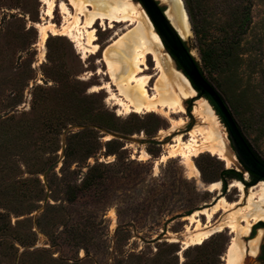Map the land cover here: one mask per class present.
<instances>
[{
	"label": "rangeland",
	"instance_id": "1",
	"mask_svg": "<svg viewBox=\"0 0 264 264\" xmlns=\"http://www.w3.org/2000/svg\"><path fill=\"white\" fill-rule=\"evenodd\" d=\"M78 1L89 2V10L103 14L128 1L140 18L132 26L115 24L107 30L98 22L96 44L100 52L84 59L69 37L50 36L42 46L40 30L48 18L41 0H0V264H228V251L236 235L225 227L202 246L184 251L183 243L204 231L191 226L187 218L215 209L213 224H227L245 213L250 195L261 190V182L252 183L236 157L235 165L227 167L211 153H202L194 158L200 173L196 177H191L181 157L160 162L176 137L188 142L194 130L211 132L208 118L214 120L216 130L235 152L225 124L205 98H194L197 92L161 40L157 50L163 58L162 71L156 70L152 55L147 59L144 74L152 76L149 93L158 94V100L179 103L184 112L170 117L184 124L173 126L170 117L160 112L125 115L112 94L118 96L119 87L133 73L131 59L140 46L138 31L147 28L145 36L152 45L157 32L138 0ZM182 2L189 17L185 0ZM224 2L206 0L201 9L217 38L227 36ZM61 3L76 13L71 0H57L53 22L58 27L65 22ZM162 6L168 10L167 4ZM252 18L247 39L253 46H245L250 52L242 57L247 61L239 62L231 77L205 66L190 17V33L185 36L178 31L204 77L264 160V135L241 102L244 91L253 87L259 101L254 114L264 112V0H255ZM131 38L135 43H129ZM106 60L116 68L114 81ZM107 84L113 85L111 90L96 89ZM181 85L188 93L179 90ZM206 104L211 115L200 113ZM89 126L135 138H154L165 145L118 140L107 144L110 137L95 128H83ZM71 127L75 129L65 136ZM62 157L48 174L46 187L44 174ZM227 169L241 171L247 189L240 182L242 192L234 187L238 181L225 180L223 171ZM216 182L220 188L210 192V184ZM48 193L49 201L44 205ZM222 198L235 205L224 206ZM199 220L205 225L207 217L201 215ZM263 229L259 221L252 222L249 233L241 235L240 264H261L256 256L264 241ZM256 239H260L259 247L253 253L251 242Z\"/></svg>",
	"mask_w": 264,
	"mask_h": 264
},
{
	"label": "bare ground",
	"instance_id": "2",
	"mask_svg": "<svg viewBox=\"0 0 264 264\" xmlns=\"http://www.w3.org/2000/svg\"><path fill=\"white\" fill-rule=\"evenodd\" d=\"M71 1L76 13H70L67 5L61 3L60 9L62 11L61 13H63V15L65 16V22L63 21L64 24L61 27H58L53 22L55 19L54 12L56 7L58 6L57 0H41L43 5L46 7L45 16L48 18V24L42 26L40 30L42 46H44L45 42L50 38V36L69 37L71 39H74V43H76L79 50L83 52L85 59L89 55H97L100 52V47L96 44L98 37L95 26L98 24V22L101 23V27L107 30L113 29L115 27V24H127L128 26H132L137 23L138 19L140 18V13L137 12L136 9L132 8V6H129L128 1H125L127 2L125 3V6L115 8L108 12V14L100 13L97 10H94L95 12L89 10V2L85 3L78 0ZM158 1L168 5L166 15L172 25L176 28V30H181L182 34H184L185 36L188 35L190 33L189 17L187 15V12L185 11L182 0ZM144 15L146 17L145 13ZM178 33L180 34L179 31ZM145 35H148L147 28H141L138 31V40L140 46L134 52L133 60L131 59L133 73L130 77H128V80L123 84V86L119 87V97L112 94L113 98L112 95L111 98L116 100V105L124 110L125 115L131 113L148 114L160 112L161 114L165 115V117H170L174 114L183 113L184 109L176 101H173L171 103L162 99L158 100V94L151 96L149 93V85L152 80V76L144 74L145 71L148 70V56L152 55L156 70L158 71H162L163 58L157 50L161 40L159 35L157 34L153 36L154 45L150 44ZM125 36L126 34L121 36L118 41L123 39ZM181 37L184 39L183 35H181ZM131 39L132 40L129 43H135L134 38ZM127 40L129 41V38ZM118 41H115L114 44H116ZM129 43L126 44L128 48ZM106 55L108 54L106 53ZM119 63L120 65H122L120 59ZM106 64L108 66V74H110L112 81H114L117 73L116 68L110 61H107ZM124 70L125 68L123 67L121 71H119L118 69V71L121 72V75L124 73ZM174 79L178 82V77H175ZM112 86V84H107L104 87H99L96 89L111 90ZM180 87L181 88L179 90L182 91V93H188L185 86L183 87L181 85ZM200 113L211 115L210 106H208V104L203 106ZM123 114L120 113L119 116ZM169 119L171 120L173 126H182L184 124L183 120L176 121L171 117ZM208 120L210 121V124L212 126L211 132H207L204 129L199 131L194 130L190 133L191 139L188 142H185L182 136L176 137L173 141V144L168 145V155L163 156L160 162H164L169 158L181 157L182 164L189 171L191 177H196L200 174L197 166L194 163V158L200 156L205 152L211 153L213 156L218 157L219 160L224 162L227 167L235 165V155L231 152L226 142L216 130L217 128L215 127L214 120L211 118H208ZM199 135L202 136L201 139L199 138ZM160 162H158L157 164H159ZM158 171L159 170H157V172ZM260 186V191L252 193L250 195L247 210L241 217H238L239 219L235 218L232 221H229L227 224L215 226L213 224L214 216L217 212L215 209H213L212 211L203 210L201 212L194 213L192 216H189L187 220H189L190 225H196L197 229L202 227L204 231L200 233L198 232L194 235L192 234L189 240L183 243V250L185 251L190 247L203 245L205 241L211 238L215 233L222 232L223 229L227 227L231 230V234L236 235V239H233V242L229 248L227 262L228 264H240L242 258L240 256L238 240L242 238V234L246 235L247 233H249L252 222H264V181L261 182ZM234 187L239 188L242 192L244 191L243 185L240 182H235ZM219 188L220 183H212L209 186V191L215 192ZM220 202H222L224 206L233 207L235 205L229 204L224 198H222ZM201 215L207 217V222L205 225L202 224V222L199 220V217ZM242 223H245V225H243ZM191 226H188L187 232L191 230ZM259 241L260 239H256L255 241L251 242L253 253L257 252L256 250H258ZM252 258L256 257L252 256Z\"/></svg>",
	"mask_w": 264,
	"mask_h": 264
},
{
	"label": "water",
	"instance_id": "3",
	"mask_svg": "<svg viewBox=\"0 0 264 264\" xmlns=\"http://www.w3.org/2000/svg\"><path fill=\"white\" fill-rule=\"evenodd\" d=\"M143 10L147 14L149 20L154 26L155 31L159 35L164 48L168 53L174 58L177 65L180 67L184 76L189 80L192 88L197 92V96L194 98L201 99L205 98L210 105L214 108L217 115L223 121L226 126L229 139L232 145V148L235 152V157L237 161L243 166L246 170V173L253 174L259 180L257 183L264 181V163L256 156L252 148L250 147L248 141L244 137L242 131L240 130L238 124L236 123L234 117L232 116L229 108L226 103L217 92V90L211 85V83L204 77L201 73L198 63L195 60L194 56L188 49L185 40L178 33L176 28L172 25L170 20L166 15V10H164L162 3L158 0H138ZM193 99L190 102H193ZM83 128H95L101 133L110 137L109 140H118L121 142L133 143L138 145H156L164 146L165 143L162 141L156 140L154 138H135L134 136H128L116 132H112L107 129H103L96 126H89ZM75 129V127L69 128L65 131L64 135L66 136L69 131ZM189 132V131H187ZM66 149L65 144L62 146V154H64ZM63 157L59 162L53 164L48 171L43 176V181L47 187V177L48 174L53 171L60 163ZM239 173L241 171L236 170ZM237 181V180H236ZM242 184L243 182L240 181ZM244 185V184H243ZM247 189L246 185H244ZM49 201V193L46 196L44 205ZM264 223V222H262Z\"/></svg>",
	"mask_w": 264,
	"mask_h": 264
},
{
	"label": "trees",
	"instance_id": "4",
	"mask_svg": "<svg viewBox=\"0 0 264 264\" xmlns=\"http://www.w3.org/2000/svg\"><path fill=\"white\" fill-rule=\"evenodd\" d=\"M205 1L185 0L191 23L200 42L202 60L210 71L219 72L223 70L231 77V73L238 70V63L247 61L242 57L246 52H250L245 46H253L250 40L247 39V35L253 24L252 10L255 0H225L224 9L227 11V20L223 25L227 31V36L223 38H217L212 35V27L208 25L201 15V9L205 7ZM249 58L251 61L252 57L249 56ZM201 73L203 74L202 71ZM241 102L249 110L247 112L249 113L251 122L254 121V124L259 125L258 128L261 134L264 135V112L261 115L254 114L259 101L253 87H249L244 91L241 95ZM113 142L114 140L109 141L107 144H112ZM254 153L264 163V160L255 151ZM250 176L252 181L258 182L259 179L256 176L253 174H250ZM223 177L225 180L243 182L242 173L237 172L235 169L223 171ZM83 182L86 183L87 179ZM259 226L264 228V223L259 222ZM262 258L264 259V256Z\"/></svg>",
	"mask_w": 264,
	"mask_h": 264
},
{
	"label": "flooded vegetation",
	"instance_id": "5",
	"mask_svg": "<svg viewBox=\"0 0 264 264\" xmlns=\"http://www.w3.org/2000/svg\"><path fill=\"white\" fill-rule=\"evenodd\" d=\"M252 183L256 184L257 182L252 181ZM263 246H264V241L262 246L259 248L258 255L256 256L258 257V261H260L261 264H264V259L262 258V256H264Z\"/></svg>",
	"mask_w": 264,
	"mask_h": 264
},
{
	"label": "crops",
	"instance_id": "6",
	"mask_svg": "<svg viewBox=\"0 0 264 264\" xmlns=\"http://www.w3.org/2000/svg\"><path fill=\"white\" fill-rule=\"evenodd\" d=\"M264 230V229H263Z\"/></svg>",
	"mask_w": 264,
	"mask_h": 264
}]
</instances>
